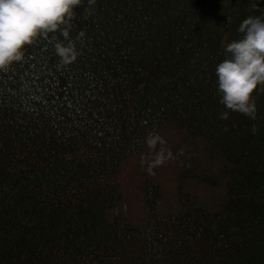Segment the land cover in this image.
<instances>
[{"label": "trees", "instance_id": "trees-1", "mask_svg": "<svg viewBox=\"0 0 264 264\" xmlns=\"http://www.w3.org/2000/svg\"><path fill=\"white\" fill-rule=\"evenodd\" d=\"M0 264H264V0H0Z\"/></svg>", "mask_w": 264, "mask_h": 264}, {"label": "rangeland", "instance_id": "rangeland-1", "mask_svg": "<svg viewBox=\"0 0 264 264\" xmlns=\"http://www.w3.org/2000/svg\"><path fill=\"white\" fill-rule=\"evenodd\" d=\"M176 140L177 137L172 134L150 135L148 137L142 138L141 141L135 146L136 148L145 146L147 151L145 152V154H140L138 159L134 160L133 162L135 172L137 171V174L143 177L139 181L140 192L138 194H136L135 192L131 193L128 199L125 198L123 204H121V207L126 209L124 214L130 216L127 217L130 222V219H132L133 221L136 219V216L141 210L140 198L143 202L148 201L145 195V189L148 186L147 183H151V181L145 179V177L154 178L157 168L164 166L166 164V161L168 163L172 160V152L170 151L166 142L173 144ZM128 156L129 153L126 154V157ZM200 156L202 155H199V158H201ZM126 163L128 164L129 162ZM123 174L124 178L130 175L127 171H123ZM126 184L128 187L132 188L128 183ZM123 188L127 190L124 186ZM125 196L126 194L124 193V197ZM135 207H138V212H135ZM148 207L153 209V205H149ZM160 207L164 211L170 209V206L166 204H161Z\"/></svg>", "mask_w": 264, "mask_h": 264}]
</instances>
